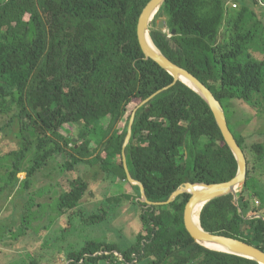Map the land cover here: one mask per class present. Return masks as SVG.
Wrapping results in <instances>:
<instances>
[{
  "label": "trees",
  "instance_id": "trees-1",
  "mask_svg": "<svg viewBox=\"0 0 264 264\" xmlns=\"http://www.w3.org/2000/svg\"><path fill=\"white\" fill-rule=\"evenodd\" d=\"M150 1L0 0V115L10 117L7 128L16 123L20 144L4 156L9 165L1 192L20 187L21 194L10 216L20 215L19 225L0 222V242L12 240L14 248L33 234L44 239L43 229L60 223L56 238L46 237L21 264H259L196 244L184 223L190 195L149 207L132 186L133 194L105 197L89 212L84 201L90 183L70 179L86 167L98 169L95 179L104 174L111 186L130 184L123 145L131 117L175 82L139 44V19ZM230 1L166 0L151 37L214 94L232 131L228 116L239 114L238 103L264 113V0H234L240 9ZM163 17L169 33L157 29ZM232 133L247 158L246 185L236 196L209 203L201 225L264 252V142L249 144V132ZM126 157L152 203L168 201L181 186L221 184L238 172L209 105L181 82L140 108ZM59 159L58 181L49 189L39 185L40 175L56 173L52 164ZM19 174L26 176L22 182ZM47 197L51 203L42 201ZM126 205L139 210L132 240L79 238L80 231L112 224Z\"/></svg>",
  "mask_w": 264,
  "mask_h": 264
},
{
  "label": "water",
  "instance_id": "water-1",
  "mask_svg": "<svg viewBox=\"0 0 264 264\" xmlns=\"http://www.w3.org/2000/svg\"><path fill=\"white\" fill-rule=\"evenodd\" d=\"M166 0H151L144 8L138 23V40L143 53L147 60H153L159 64L165 71L172 75L175 82L162 90H159L146 101L143 102L133 113L127 131L126 140L123 145V161L124 168L127 174L128 181L133 186H138L141 190V203L149 207L169 206L173 204L180 196L190 195L191 199L185 208L184 223L189 235L193 238L196 244L214 251L225 253L233 256H241L257 261L259 264H264V252L241 240L224 237L218 234L206 232L201 225V214L204 208L214 200L223 198L233 194L236 196L240 193L247 182L248 163L246 155L238 144L234 134L229 128L225 110L221 103L216 99L214 94L190 71L177 65L169 59L153 42L151 37V26L156 16L159 14ZM158 30L167 32L169 28L166 24V18L163 17L158 23ZM177 35L175 30L172 37ZM183 83L185 86L193 90L199 95L210 107L218 128L222 136L234 155L237 165V175L230 181L221 184H196L184 185L178 188L166 202L152 203L148 200L145 187L142 183L133 179L127 165L126 148L128 147L133 133V125L136 115L141 107L151 102L158 95L167 91L169 88L177 84ZM208 246H214L218 249H210Z\"/></svg>",
  "mask_w": 264,
  "mask_h": 264
},
{
  "label": "rangeland",
  "instance_id": "rangeland-1",
  "mask_svg": "<svg viewBox=\"0 0 264 264\" xmlns=\"http://www.w3.org/2000/svg\"><path fill=\"white\" fill-rule=\"evenodd\" d=\"M231 2H235V1L232 0ZM158 20L160 21L162 20V18ZM166 33H169V30ZM260 100H261V103L264 102L263 98H261ZM238 106H239L238 107L239 114H241L238 116L242 121H243V116L245 115L244 121L252 120V122L257 123L255 125H249V123L246 122L248 124L247 125L248 128L246 129V131H253V130L259 131V134H257L254 138L252 137V140H247V142L249 144L252 143V141L264 142V113L263 112L258 113L255 109L245 104H242V103H238ZM133 108L134 106L130 107V111ZM228 118L230 121V127L232 131L236 133L234 127L231 124L230 115L228 116ZM9 120H10V117L5 116V115H0V157H4L7 153L14 151V150H18L20 148L18 134H17L18 132L17 125L15 123V126L13 128L11 129L7 128V122ZM258 123H260V125ZM105 126H106L105 128L108 129L109 122H106ZM77 134L75 135V138H77ZM68 136H71V133ZM5 161H7V159H5ZM62 163L63 161L60 159L57 160V162H54L52 164L53 165L52 168L53 169L55 168L56 173L51 172L50 176H47V174L40 175L37 180L38 184L39 185L43 184L44 187L45 186L47 187L46 189L50 188L49 184L50 185H52L53 183L55 184L60 178ZM97 171L98 169H90V168L82 167L78 169V172L80 174H77V176L74 174H69L71 181H75L79 177H82L87 183H90L91 192L84 201V205L87 211L95 212L98 204L101 203L105 197L112 198V197L121 196L124 193H127V194L134 193L132 189V186H133L132 184L123 183L121 186V184L119 183V185L117 186H111L110 183L106 181V177L104 174H100L97 177V179H95V174L97 173ZM4 172H5V169L3 167V163L1 159L0 160V175L3 174ZM21 177L24 178L26 176L22 174ZM1 183L2 184L5 183L4 178L2 179ZM49 195L54 196L55 194L51 192ZM49 198L50 197H47L43 199L42 201L46 202ZM47 203H51V201L49 200L47 201ZM10 214L11 212L10 213L4 212V216L6 217L11 216ZM138 214H139V210L138 211L133 210L129 205H126L118 212L117 217L112 224L105 225L95 231L86 230L84 233L80 231L79 238L89 237L91 240H101V241L104 239V241L109 240L110 242H115V243H118L120 240V241H123V244H124L125 239L132 240V238L136 236V234L138 233L140 229V221H139ZM19 217L20 215L18 216L17 214L15 219H12L11 217H9L8 219L4 220V222L6 225L17 227L19 225V223H17L19 221ZM47 222H48V217L45 219L44 223H41L40 227L44 228ZM59 226H60V223H57L50 232H46L43 229V232H45L43 233L45 235L44 239L46 237L47 239L48 238L55 239L59 231V228H60ZM44 239H39L38 236H35L33 234V236L30 238L27 237V238L21 239L20 242H17V247H14V248L9 246V244L14 243V241L12 240L6 239L5 243L0 242V252L4 251L9 254L7 256L0 255V264H14V263L21 264L23 260H29L30 259L29 256H31L33 252L37 251L38 247L42 245V241ZM70 239H71L70 242H75L76 240L73 237ZM83 241L84 240L82 241L77 240V244L82 245ZM115 256H117L120 260L122 259L120 255H115ZM48 257L52 258V255Z\"/></svg>",
  "mask_w": 264,
  "mask_h": 264
},
{
  "label": "crops",
  "instance_id": "crops-1",
  "mask_svg": "<svg viewBox=\"0 0 264 264\" xmlns=\"http://www.w3.org/2000/svg\"><path fill=\"white\" fill-rule=\"evenodd\" d=\"M238 115H240V114H237L231 118V124L237 133L246 132V129L248 128V126H247L248 124L246 122H248L249 125L257 124L256 122H252V120L244 121L245 115L243 116V121H242ZM258 124L260 125V123H258ZM247 132H249V134H252L248 140H252V137L254 138L257 134H259V131H256V130L247 131ZM253 142H256V141H252V143ZM1 159H2V163H3V167L5 169L9 165V160L7 157H0V160ZM5 159H7V161H5ZM6 172L7 171L5 169V172L0 175V222H3L4 225H5L4 220H6L10 217V216H7V217L4 216V212H13V210H15V209L17 210L19 205H21L20 204L21 203V194H19L20 187H18V188L16 187L17 189H15V190H10V191L8 190L9 194H7V190H4L3 192H1V189L3 186V184L1 182H2L3 178H4V182H5ZM21 175L17 176V179L20 182H22L25 179V177L22 178ZM16 184H18V183H16ZM22 203L24 204V200L22 201Z\"/></svg>",
  "mask_w": 264,
  "mask_h": 264
},
{
  "label": "built area",
  "instance_id": "built-area-1",
  "mask_svg": "<svg viewBox=\"0 0 264 264\" xmlns=\"http://www.w3.org/2000/svg\"><path fill=\"white\" fill-rule=\"evenodd\" d=\"M228 6H231V7H233L234 9H238L239 8V3H237V2H229L228 3Z\"/></svg>",
  "mask_w": 264,
  "mask_h": 264
},
{
  "label": "bare ground",
  "instance_id": "bare-ground-1",
  "mask_svg": "<svg viewBox=\"0 0 264 264\" xmlns=\"http://www.w3.org/2000/svg\"><path fill=\"white\" fill-rule=\"evenodd\" d=\"M157 20V19H156ZM155 20V21H156ZM159 23V22H158ZM208 248H210V249H218L217 247H214V246H208Z\"/></svg>",
  "mask_w": 264,
  "mask_h": 264
}]
</instances>
